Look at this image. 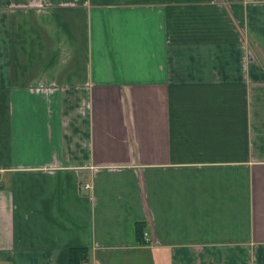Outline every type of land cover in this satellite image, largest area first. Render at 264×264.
Listing matches in <instances>:
<instances>
[{"label":"crops","instance_id":"0c3cea01","mask_svg":"<svg viewBox=\"0 0 264 264\" xmlns=\"http://www.w3.org/2000/svg\"><path fill=\"white\" fill-rule=\"evenodd\" d=\"M73 248L264 264V0H0V264Z\"/></svg>","mask_w":264,"mask_h":264},{"label":"trees","instance_id":"16d2710c","mask_svg":"<svg viewBox=\"0 0 264 264\" xmlns=\"http://www.w3.org/2000/svg\"><path fill=\"white\" fill-rule=\"evenodd\" d=\"M143 224H136V237L142 241L143 237ZM86 258V251L84 249H71L70 250V264H79Z\"/></svg>","mask_w":264,"mask_h":264}]
</instances>
